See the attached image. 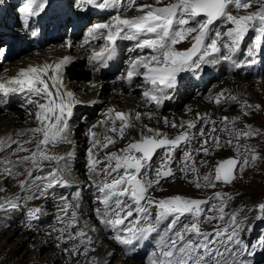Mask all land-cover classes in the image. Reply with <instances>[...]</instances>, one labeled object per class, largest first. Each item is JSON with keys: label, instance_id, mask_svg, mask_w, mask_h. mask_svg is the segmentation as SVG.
Instances as JSON below:
<instances>
[{"label": "snow or ice", "instance_id": "6c2138e0", "mask_svg": "<svg viewBox=\"0 0 264 264\" xmlns=\"http://www.w3.org/2000/svg\"><path fill=\"white\" fill-rule=\"evenodd\" d=\"M4 2L0 0V5ZM47 4L48 0H22L18 9L23 26L33 37L38 31L31 28L30 18L45 12ZM73 4L81 11L91 8L113 10L114 14L106 22L94 23L87 29L80 47L90 51L87 59L93 67H108L117 55L119 42H132L128 51L133 55L127 61L125 71L113 83L140 89L142 102L157 108L172 98L169 93L176 88L181 73L196 72L202 65L227 61L240 67L234 57L240 53L250 33L254 36L247 49L249 62H254V58L264 52V0H155L154 3L147 0H73ZM233 7L237 11L253 7L256 10L234 15ZM128 12L140 14L128 16ZM229 24L231 26L226 27ZM221 27L226 30L221 31ZM101 40L103 43L98 50L92 48L93 43ZM185 41L191 46L178 49L177 45ZM66 46L71 48V42ZM73 60L72 56H64L54 64L29 65L19 69L13 77L0 79V104H6V98L12 94H25L31 106L27 109L28 114L34 117L37 125L16 134L17 137L28 135V139H0V151L16 145L11 152L16 159L10 156L0 159V179L17 178L18 188L25 193L0 200V212L22 207V200L51 197L59 205L56 219L62 225L54 230L60 233L65 244H73L72 249L65 251L79 256L80 246H83L84 255L90 251L88 245L93 244V238L89 231L95 232L96 228L85 231L88 225H81L80 191L69 196L55 195L57 188L70 186L65 176L74 152L61 155L52 151L57 145L72 143L69 122L79 102L71 91L64 90L63 69ZM237 99L236 96L224 97L222 92L214 102L221 105ZM32 107L36 109L34 113ZM243 107L253 106L245 102ZM244 114L249 113L245 111ZM143 116L152 118L151 113L133 114L110 108L105 119L85 134L89 143L85 166L89 186L95 189V203L99 205L92 213L97 222L113 232L112 238L130 251H134L141 241L154 239L156 243L147 256V264H248V257L257 249L264 250V233L258 235L255 243L245 240L246 221L238 219L241 211H226L232 199L230 195L214 192L201 199L174 194L157 199L152 193L160 189L162 181L176 178L174 163L183 178L192 175L189 183L197 190L216 188L221 183L231 184L237 178V172L264 159V154L239 143L241 139L261 135L259 130L244 125L236 134V155L222 159L214 166L202 160L198 167L193 154L195 151L196 155H211L207 147L209 140L215 142L217 149L221 147L220 137L213 135L217 132V121L199 113L195 120L180 123L164 117L165 125L184 129L172 138L158 128L143 125L139 139L132 137L125 147L108 151L110 146L123 140ZM237 119L222 118L223 127L219 131L229 132L230 127L235 130ZM198 124L210 126V132L206 134L201 127L199 133H195L193 130ZM97 126L103 127L104 131L95 132ZM193 141L200 142L201 147L193 150L190 147ZM224 146L232 147V140H227ZM177 150L183 153L179 162L175 157ZM158 152L159 157L154 163L153 158ZM201 167L208 169L203 176L199 175ZM20 176L25 179L20 180ZM4 191L5 187H0V193ZM258 209V219L264 220V202L259 203ZM24 211L29 227L43 214L40 206ZM205 225L212 229L206 230Z\"/></svg>", "mask_w": 264, "mask_h": 264}, {"label": "rangeland", "instance_id": "374dc122", "mask_svg": "<svg viewBox=\"0 0 264 264\" xmlns=\"http://www.w3.org/2000/svg\"><path fill=\"white\" fill-rule=\"evenodd\" d=\"M140 1L144 2V0H140ZM147 2L148 3H154L155 0H147ZM231 10H232L233 14L235 15V14H247L248 11H254L256 9H255V7H253L252 9H249V10L241 9V10L237 11L233 7ZM132 13H134V12H132ZM135 14H138V12H135ZM230 26L231 25L229 24L226 27H230ZM226 27H221V30L225 31ZM253 35H254V33H250L249 37L247 38L248 39L247 43L250 42V45L252 44ZM48 45L49 44L45 45L44 47H42V48L38 49L37 51L32 52L28 55L33 54V55L38 56L40 54L39 51L45 50ZM190 46H191L190 42L185 41L183 43L178 44L177 48L179 47V48H181L180 50H183V49H186ZM23 55H25V54H21L19 56L13 57V58H7L5 60V63L1 64L0 71L2 70V68L4 66L6 67L10 62L16 60V58L22 57ZM234 60H235V58H234ZM229 65L230 64H228V67H229ZM202 67L206 68V69H208V68L214 69V71H213L214 73L212 74L213 76H211L208 79V81H207V78L205 77V79H206L205 89H204L205 94H203V96H201V95L198 96L195 93L198 91V90L195 91L197 89V87H195V85H190L189 91H187V94L184 95L183 98H181L179 101L172 102V104L167 103L166 106L164 107V109H162V108L159 109L158 114L155 112H152L151 110H147L145 112L143 105L140 107H136L135 111L137 109H140L141 113H144V112L145 113H151L152 118L149 119L147 116L146 117L143 116L141 121L136 123L135 128L129 130L126 133L125 138L123 140L118 141V143H116L115 146H110L108 151H117L118 148L120 149V148L125 147L126 144L131 140L132 137L139 139L140 138L139 130L142 128L143 125H148L151 128H158L162 132L166 133L170 138L174 137L175 135L179 134V132L183 131L184 129H173L170 126L165 125L163 123V116L167 117L171 121L172 119L170 117H171L173 112L182 111L184 109V106H186L188 103H193V104H195V109H192L191 110L192 112L189 111V113H187L188 114L187 121L195 120L198 113L201 116L205 115V111H207L209 108H212L211 117H209V118L210 119L213 118L212 120L217 121V128H219L220 126L223 127V124L220 123L222 121V119H220V117H221L220 114L224 113L225 117H229L228 114L233 113L236 116V118H239L237 120H240L241 116L244 115L245 111L248 112L251 110V108L253 110H255L256 114H254V113L249 114V121L251 122V123H249V125H251L255 129H258L259 132L261 133V135L247 139V140L241 139L239 141V143L246 144L250 148H254L260 154H264V77L263 78H262V76L255 77V76L250 75L248 73H246L244 75H240L238 72H233L232 77L226 79V78H223L224 77L223 74L224 75H225V73L228 74L230 71V67L227 68L226 64H223L221 66V69L220 68L215 69L214 64H211V63L206 64V65H202ZM224 70H225V72H224ZM79 77L80 76H78V77L77 76H70L71 79L76 78V80H79V83L81 85L83 82L89 80V77L86 75L81 77V78H79ZM239 77H241V78L244 77L243 82H242V80L239 79ZM249 78H252V79H249ZM244 81H247V82L245 83ZM241 85H243L244 88H247L246 91L244 90L246 95H247V97H245V100L243 97H239V96L235 95V93L233 94V92H235L238 89V86L240 88ZM77 88H80V87H77ZM81 88H80V91H84V89H86L83 87V85ZM101 89L102 88H100V90ZM112 89L116 90V88H114V87H112L110 89H108V88L104 89L103 92H105L104 93L105 97L103 98L102 103L100 105L96 106V108L92 112L89 113V117L84 118L82 121L80 120V122L82 123L81 124L82 127L79 129L80 134H78L77 136H80V137L86 136L85 134L88 132L89 128H91L93 125H97L98 121H102V118H103V120L105 119V115L107 113V110L111 108L110 107V98L108 96V93ZM117 90H118L117 93H118V95H120V99H121L119 101V105H121L120 107L122 108L124 105L127 104V102H125L126 97L123 96L124 91L121 88H117ZM137 91L141 92L138 89H137ZM222 92L224 94V97L236 96L238 98L237 101L234 102V101L229 100L226 103H222L221 105H217L214 102L215 97ZM194 93H195V95H194ZM210 97H211V99H210ZM129 98H133V97L129 96ZM194 100H196V101H194ZM41 102H43V101H41ZM186 102H188V103H186ZM245 102H247V104H249V105H252L253 107L244 108L243 105L245 104ZM256 105H260L261 107L259 109H257L255 107ZM29 107H31V106H29ZM29 107L27 109H29ZM145 107L147 108V106H145ZM151 107H155V106L152 105ZM27 109L20 110V109L16 108L15 106L9 107L7 109L8 113H17L19 115L22 114L21 119L27 121V123L23 126H19L17 123H19V124L22 123V120H19L16 122V126H12L9 123L5 124L2 121L3 124L0 125V131H3V130L5 131L7 129L8 130L10 129L11 131L9 130L10 131L9 133L11 134V136H10L11 138L22 139V140L28 139V135H24L21 137H17V135H16L18 132H22L23 129L26 130V129L32 128L31 123L29 124V121L26 118V117L30 116L28 114ZM18 110H20V112ZM31 110L33 113L36 111V109L34 107H32ZM81 111H82L81 109L78 110L77 115H76L77 117L81 116L80 115ZM76 116H75V118H77ZM156 116H158V118H162L163 124L156 121ZM156 122H157V124H156ZM11 127H12V129L15 128V130H12ZM109 127H110V125H109ZM201 127H204V131L206 134L209 133V130H207V129H209L210 126H204L202 124H198L196 129H194L193 131L195 133H199ZM96 129H97L96 131H98V133L104 131L103 127H97ZM108 134L113 135L110 132ZM145 134L150 135V133H145ZM218 134H220L219 135V137H220L219 141H220V145H221V147L219 149L216 148L214 150H211L212 147H210L209 143L207 144V147H209V149H210L211 155L206 157L203 154L196 155L195 151L193 152L198 167L200 166V161H202V160H207L210 165L214 166L220 160L225 159V158H229V157H234L236 155V152H235V144L237 143L236 134L232 135L231 137L229 136V139L232 140V145H233L232 147H225L224 146L225 142L227 141V138L225 137V135L223 133L221 134L220 131H218V130L216 133H213L214 136H216ZM86 141H87V143H85V145L89 147L88 140L86 139ZM15 147H16V145L13 144L12 149H5L4 151H0V159H3L5 156H10V158L16 159L15 156L11 155V152ZM28 147H34V145H29ZM56 147L54 149H57ZM190 147L193 150L199 149L201 147V143L197 142V141H193V143ZM52 151H53V149H52ZM241 151H243V149H241ZM23 154L24 153H21V155H23ZM63 154H66V153H63ZM158 154H160V153L158 152ZM83 155L86 156V153L84 152ZM182 155H183L182 151L177 150V152L175 153V157H176L177 162H179L181 160ZM101 156H103V153H101ZM156 160L157 159L154 158V162H156ZM172 167L176 171V178L175 179L169 178V179H166V180L161 182L160 188L162 190L157 189L152 193V195H154L157 199L162 198V197L171 196L174 194H180V195L189 196V197H193V198L203 199V198H206L208 196H211L214 192L227 193L228 195H230L232 197V199L229 202V204L226 208V211L238 209L241 211V215L239 216L238 219L242 222L246 221L245 232H244L245 240L246 241L250 240L251 242L255 243L258 235H260L261 233H264V220L258 219V217L260 216L258 205H259V203L264 202V159L257 161L254 165L250 163L247 167L244 168V170L242 172H237L236 173L237 178L231 184L221 183V184H218L216 188H204V189H200V190H197L191 183H189V180H191L193 178L191 174L188 176L187 179H185L182 177V175L179 171V167L176 163H174L172 165ZM21 171H23V169H21ZM72 171L73 170L69 169V172L67 174L69 175L70 173H72ZM83 171L87 172L85 163L83 164ZM207 172H208L207 168L201 167L199 175L203 176ZM19 179L23 180V179H25V177L20 176ZM83 182L84 181H82V183H80L79 185L75 184L72 187L70 186L68 189L57 188L55 190V195L57 197H59L61 195L68 196V194L74 193L76 191V189H79V188L80 189H82V188L86 189L87 184L85 185V184H83ZM0 187H5V190H6V192L0 193V200L7 199V198H14L15 196L25 195V193H22L20 191V189L18 188V180L15 177H13L11 179H7V180L0 179ZM70 188H71V190H70ZM93 193H95V191H93ZM249 201H251V202H249ZM40 202H42L43 204H40ZM252 202H256V203L254 204ZM21 205H22V207H19L14 211L0 212V244H3V245L6 244L8 247L11 244L17 246L18 248L15 250V253H17V255L20 256V254H22L25 251V247L31 242L30 246H28V249H30L32 254H34V259L36 262H32L33 264H59L60 259H54L52 261L51 260L45 261L47 259L46 252L48 250L53 251L52 248H54V247H55L54 249H57V248L61 249L59 247H62V244H65L63 242V239L60 238V233L58 231L54 230V229H59L60 227H62V225L59 224L57 222V219H56L57 215L59 214V211H58L59 205L57 204L56 200H53L51 197H49L47 199H38V200H33V201L22 200ZM88 205L90 206L89 208H92V209L99 206L94 201H92L91 203H88ZM34 206L42 207L43 208V214L41 215L39 220L32 221L31 227H29L28 226L29 222L27 220V216L25 214L24 209L25 208H32ZM12 222L13 223L15 222L16 226H18L20 223H22L21 225H24V227L28 226L29 229L26 228L27 234L31 235V236L28 238L24 237L21 239V236H18L19 234L16 232L13 235V237H8L9 232L11 230L8 229L9 227L4 228L3 225L8 224V223H12ZM204 228L206 230H211L212 226L205 225ZM249 228H251L250 232L248 231ZM32 230H35L36 235L33 234ZM70 231H72V230H70ZM73 231H75V229H73ZM33 235H35V236H33ZM106 237H107V235H105V233L103 232L99 238L93 239V244L88 245V247L90 249V251L88 252L89 255L88 254L87 255L82 254V260L80 261L77 259V264H114V262L116 260L115 255H112L108 260H105V257H104L105 253H104V256L100 255L99 257H97L98 255L97 256L92 255L93 252H96L100 247L103 246V244L105 242L104 238H106ZM56 239H58V241ZM34 241H39V242H37L38 243L37 247L32 245V243ZM67 246L69 248H72L73 244L68 243ZM1 248L2 247L0 246V250H1ZM65 253H66V251L64 249V252L62 254L64 255ZM148 254L149 253L142 252L140 257L147 258L146 256ZM93 257H95V260L93 259ZM128 258H130V257H128ZM44 261H45V263H44ZM75 261H76L75 259H69V260H66L65 262H67L69 264H74V263L76 264ZM142 261L145 264H147V260H142ZM0 264H4L2 259H1V256H0ZM25 264H29V263L27 262ZM127 264H129V263L127 262ZM248 264H264V250L257 249L252 256L248 257Z\"/></svg>", "mask_w": 264, "mask_h": 264}, {"label": "bare ground", "instance_id": "6f19581e", "mask_svg": "<svg viewBox=\"0 0 264 264\" xmlns=\"http://www.w3.org/2000/svg\"><path fill=\"white\" fill-rule=\"evenodd\" d=\"M139 14L140 13L135 14V12H134L128 16L139 15ZM93 17H94V15H93ZM1 45H2V43H1ZM66 45L67 44L65 42L58 41L56 43L49 44L45 50L39 51L40 54L38 56L33 55V54L28 55L30 53H27L20 58H16V60L10 62L6 67L4 66L2 68V70L0 71V79L13 77V76L17 75L19 69L25 68L29 65H42L46 62L54 64L55 62H58L64 56L74 57L73 62L63 69V87H64V90L71 91L74 94L75 100L79 102L74 107L73 115L70 118V122H69L70 127L72 129L71 136H70L72 143L71 144L57 145V147H56L57 149H53V151H55V153L61 154V155L63 153H67V152H74L73 159L71 161H69V169H71L73 171L69 175L66 174L65 178L68 179L71 187L75 184L79 185L80 183H82V181H84L83 184H85V185L87 184L86 189H84V188L80 189L79 188V189H76V191H75V192L80 191V200L78 203L80 205L79 214H80L81 225H85V224L88 225L87 228H84L85 231H89V229L92 227L96 228L95 232L89 231V235H91L93 239L99 238L103 232L109 238V239L107 237L104 238L105 242H104L103 246L100 247L96 252H93L92 255L93 256L98 255L97 257H99L100 255L104 256V253H105V256H104L105 260H108L112 255H115L116 260H115L114 264H127V262L129 264H145L142 260H147V258L140 257V254L143 252V249H141V248H139V246H137L134 251L127 253L126 250H123L121 245H119L112 238L113 232L111 233L110 230L104 228L103 225L99 224L96 220V217L92 214L93 209L89 208L90 206L88 205V203H91L92 201L95 202V200H94L95 193H93V191H95V189L89 186V181L87 179L88 173L83 171V164L85 163L86 158H87L86 156L83 155L84 152L86 153V150L88 148V146L85 145V143H87V141H86L87 138H86V136L80 137L77 135L80 134L79 129L82 127L81 126L82 123L80 122L82 114H84L87 111H91V110L93 111L96 108V106H98L102 103V100L105 97V95H104L105 92H103V90L107 89V88L108 89H110L112 87L116 88V90L112 89L108 93V96L110 98V107H111V109H114V111H121V112H125V113L131 112L134 114L135 112H141L140 109H137L136 111H135V109H136V107H140L142 105L144 106L143 108H144L145 112L147 110H151L152 112H155L158 114L159 110L157 109L156 106L151 107L152 105L150 106V105L142 102L140 92L137 91L136 88L130 89L128 86H125L121 83H115L114 84V83L109 82L110 78L116 79L118 77V75H114V76H111L108 78H100L101 76L99 77L98 73L95 72L94 70L92 71L91 67L87 65L86 59H85L84 54L82 52H77V51L74 52L71 48L67 47ZM248 47H250V45ZM178 49H181V48L178 47ZM262 53L258 54V57L264 58V52H262ZM3 63H5V61H3L1 64H3ZM1 64H0V67H1ZM223 64H226L227 68L230 67L229 73L228 74L225 73V75L223 74V76H224L223 78H226V79L231 78L232 74H233V68L236 67V65L233 64L231 61H227L226 63L225 62H218V63L214 64V68L215 69L216 68L221 69V66ZM228 64H230L229 67H228ZM211 71H213V69L210 68V71H208V72L210 73ZM224 72H225V70H224ZM85 75L89 77V80L82 83L83 87L86 89H84V91H80V88L82 87V85L79 83V80H76V78L71 79L70 76H77V77L80 76L79 78H81ZM95 76L98 79H94ZM180 76H183V73H181ZM263 77L264 76H262V78ZM243 78L244 77H242V78L239 77V79L242 80V82L244 80ZM249 79H252V78H249ZM244 82L246 83L247 81H244ZM205 83H206V79H204V78L202 79V81H200V83H197V85H199L197 90H199L200 87H202V89H203L201 96H203V94H205V90H204L205 89ZM77 87H80V88H77ZM100 88H102V89L100 90ZM117 88H121L124 91L123 96L126 97L125 102H127V104L124 105L122 108L120 107L121 105H119V101L121 99H120V95H118V93H117L118 92ZM244 90L246 91L247 88H244L243 85H241L240 88L238 86V89L235 92H233V94L235 93V95H237L239 97H243L245 100V97H247V95H246ZM188 91H189V89H188ZM186 94H187V91L184 90L183 92H180V93L173 95V97L170 100H168L167 102L169 104V102H171V101H179ZM13 95H17V94L10 95L12 98L10 104L14 103L16 101H22L19 98L14 99L12 97ZM129 96H132L133 98H129ZM194 101H196V100H194ZM166 103L162 109H164V107L166 106ZM186 103H188V102H186ZM145 106H147V108ZM9 107H10L9 105L0 104V125H2L3 123H5V124L9 123L12 126H16V122L19 120H22L21 119L22 114L19 115L17 113H8L7 109ZM16 108H18V107H16ZM18 109H20V108H18ZM79 109L82 110L80 113L81 117L76 116ZM192 109H195V104L188 103L186 106H184V109L182 111L173 112L170 118L172 120H175L177 123L181 122L182 120L187 121V119H188L187 113H189V111H191ZM20 110H23V109H20ZM20 110H18V111L20 112ZM211 111H212V108H209L207 111H205V114L208 117H211ZM248 113L249 114H251V113L256 114L255 110H253L252 108L250 111H248ZM249 114L248 115L244 114L241 116L240 120L235 121V124H236L235 130H232L230 127L229 132H220V133L221 134L223 133L225 135V137L227 138V140H229V136L231 137L232 135L237 134V132L239 130H241L244 125H249V123H251L249 121ZM228 115H229V118H236V116L233 113H229ZM75 116L77 118H75ZM220 116H221L220 119L225 117L224 113L220 114ZM26 118L28 119L29 124L31 123L32 128L37 126L35 121H34L33 116H28ZM163 118H164V116H163ZM2 121H3V123H2ZM102 121H103V118H102ZM156 121L159 123H162V118H158V116H156ZM157 122H156V124H157ZM26 123H27V121L22 120L21 124H19V123H17V124L19 126H23ZM228 123H229V126H231L232 120L230 119ZM97 127H101V126H97ZM221 127L222 126L217 128V130L219 131V129ZM96 128L94 129V131L98 133V131H96L97 130ZM11 129H12V127H11ZM9 130L7 129L5 131L4 130L0 131V139H4L5 141H7V138L11 136V134L9 133L11 130L10 131ZM12 130H15V128H13ZM207 130H209V132H210L211 128H209ZM219 135L220 134H218L216 136H219ZM208 143H209L210 147H212L211 150L216 149L215 142L213 140H209ZM219 143H220V141H219ZM68 188H66V189H68ZM70 190H71V188H70ZM4 192H6V190ZM68 196H69V194H68ZM40 204H43V203L40 202ZM21 224L22 223H20L18 226H16L15 222L4 224L3 225L4 228L9 227L8 229L11 230L9 232L8 237H13V235L16 232L19 234L18 236H21V239L24 237H27V238L30 237L31 235L27 234V229H26V228L29 229V227L28 226L24 227V225H21ZM71 230L73 231V229H71ZM32 231H33V234L36 235L35 230H32ZM75 231H77V229H75ZM35 235H33V236H35ZM56 240L58 241V239H56ZM37 242H39V241H34L32 243V245L37 247V245H38ZM30 243L25 247V251H24L25 253L23 252L22 254H20V256H18L17 253H15V250L18 248L17 246L11 244L8 247L6 244H4V245L0 244V246L2 247L0 250V254H1L0 256H1L3 263L4 264H25L28 262L29 264L30 263L33 264L32 262H36L34 259V254H32L30 249H28V246H30ZM67 245L68 244H62V247H59L61 249H58V248L54 249L55 248L54 247V248H52L53 251L48 250L46 252L47 259L45 261H48V260L52 261L54 259H60L59 264H69V263L65 262L66 260H69V259H75L76 264H77V259L81 261L82 260V254H83V246H80L81 254L79 256H77L73 253H70V252H66L63 255L62 253L64 252V249H66V248L72 249L73 248V247L69 248ZM88 255H89V253H88ZM128 257H130V258H128ZM45 261H44V263H45Z\"/></svg>", "mask_w": 264, "mask_h": 264}, {"label": "trees", "instance_id": "16d2710c", "mask_svg": "<svg viewBox=\"0 0 264 264\" xmlns=\"http://www.w3.org/2000/svg\"><path fill=\"white\" fill-rule=\"evenodd\" d=\"M249 202H251V201H249ZM249 202H248V203H249ZM252 203H254V204H255L256 202H252Z\"/></svg>", "mask_w": 264, "mask_h": 264}]
</instances>
